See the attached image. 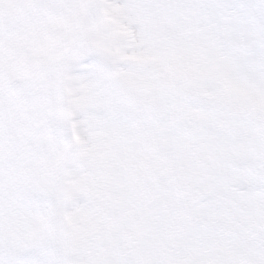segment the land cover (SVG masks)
Instances as JSON below:
<instances>
[{
    "label": "snow or ice",
    "instance_id": "obj_1",
    "mask_svg": "<svg viewBox=\"0 0 264 264\" xmlns=\"http://www.w3.org/2000/svg\"><path fill=\"white\" fill-rule=\"evenodd\" d=\"M0 264H264V0H0Z\"/></svg>",
    "mask_w": 264,
    "mask_h": 264
}]
</instances>
